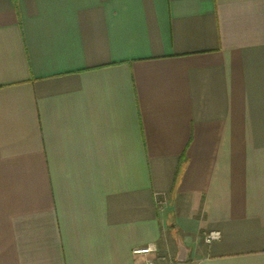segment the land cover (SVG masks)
I'll list each match as a JSON object with an SVG mask.
<instances>
[{
	"label": "crops",
	"instance_id": "obj_1",
	"mask_svg": "<svg viewBox=\"0 0 264 264\" xmlns=\"http://www.w3.org/2000/svg\"><path fill=\"white\" fill-rule=\"evenodd\" d=\"M147 261L264 264V0H0V264Z\"/></svg>",
	"mask_w": 264,
	"mask_h": 264
},
{
	"label": "built area",
	"instance_id": "obj_2",
	"mask_svg": "<svg viewBox=\"0 0 264 264\" xmlns=\"http://www.w3.org/2000/svg\"><path fill=\"white\" fill-rule=\"evenodd\" d=\"M221 234L219 231L217 230H210L206 233H204L203 235V242L206 244H211L213 242H216L220 239ZM155 248L153 247H145V248H138V249H134L132 251L133 254H146V253H150V252H154ZM142 264H157L155 261H147L144 262Z\"/></svg>",
	"mask_w": 264,
	"mask_h": 264
},
{
	"label": "water",
	"instance_id": "obj_3",
	"mask_svg": "<svg viewBox=\"0 0 264 264\" xmlns=\"http://www.w3.org/2000/svg\"><path fill=\"white\" fill-rule=\"evenodd\" d=\"M183 256V250L182 249H180V252H179V255H178V260L179 261H182V257Z\"/></svg>",
	"mask_w": 264,
	"mask_h": 264
},
{
	"label": "rangeland",
	"instance_id": "obj_4",
	"mask_svg": "<svg viewBox=\"0 0 264 264\" xmlns=\"http://www.w3.org/2000/svg\"><path fill=\"white\" fill-rule=\"evenodd\" d=\"M175 263V261H172V263L171 264H174Z\"/></svg>",
	"mask_w": 264,
	"mask_h": 264
}]
</instances>
